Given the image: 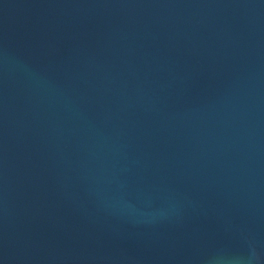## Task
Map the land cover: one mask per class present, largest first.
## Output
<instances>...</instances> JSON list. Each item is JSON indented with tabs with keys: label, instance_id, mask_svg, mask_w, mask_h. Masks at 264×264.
I'll return each instance as SVG.
<instances>
[{
	"label": "water",
	"instance_id": "1",
	"mask_svg": "<svg viewBox=\"0 0 264 264\" xmlns=\"http://www.w3.org/2000/svg\"><path fill=\"white\" fill-rule=\"evenodd\" d=\"M0 264H264V0H0Z\"/></svg>",
	"mask_w": 264,
	"mask_h": 264
}]
</instances>
